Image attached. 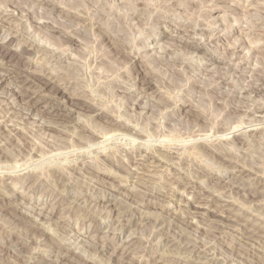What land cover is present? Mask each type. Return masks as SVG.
Masks as SVG:
<instances>
[{
    "label": "rangeland",
    "instance_id": "rangeland-1",
    "mask_svg": "<svg viewBox=\"0 0 264 264\" xmlns=\"http://www.w3.org/2000/svg\"><path fill=\"white\" fill-rule=\"evenodd\" d=\"M55 1L92 23L68 50L23 16L21 28H0V41L10 32L62 60L21 56L16 43L27 69L0 62V77L13 75L0 82V264H264V0ZM33 2L36 20L47 21L42 11L75 27L76 16ZM190 40L207 49L193 54ZM42 71L62 74L58 88L38 87ZM10 89L21 92L5 105ZM200 204L208 210L192 215Z\"/></svg>",
    "mask_w": 264,
    "mask_h": 264
},
{
    "label": "bare ground",
    "instance_id": "bare-ground-1",
    "mask_svg": "<svg viewBox=\"0 0 264 264\" xmlns=\"http://www.w3.org/2000/svg\"><path fill=\"white\" fill-rule=\"evenodd\" d=\"M8 0H6L5 1V3H3L4 4V7L1 9L0 8V28H3V27H7V29H8V27H12V28H10L11 30H14V28H13V26H12V24L14 23H12V24H10L12 21H16L17 22V24L19 25L18 27H20V25H22L23 24V18H22V16L23 17H25L26 18V20L29 22V24H30V26H32L33 27V29L35 30V29H39V30H45L44 32L47 34V35H53V34H55V35H53V36H58L59 37V39H60V42H59V45L58 46H56L55 45V47H53V49L55 48V49H60V50H68V47L67 48H65V46H64V43H65V39H69L70 40V38H74L75 37V34H78V32H80V31H82V33L84 32L83 30L86 28V30H87V27H88V24H90L91 22H88L89 20H84V18H83V20H81V18L82 17H84L83 15H80V13L78 14L77 12H75V11H73V10H67V8H64L60 3H58V2H56L55 0H34V1H40L41 3L42 2H50V4H52V5H54V8L53 9H50L51 11L52 10H59L60 12H58V13H60L61 15H63V16H66L67 18H71L73 15L74 16H76V19H74V18H72L71 20L69 19L68 21H72V22H75L76 23V25L74 24V26L75 27H73V25H72V28L68 31H66V29L65 30H63L61 27H59L58 25H56L55 24V22H53L51 19L52 18H50V17H48V14L47 13H42V11H40V17H42V18H45V19H47V21H41L40 19L39 20H36L33 16H32V13H31V11L30 10H32V9H30L29 10V8H26V6H25V4H29L30 5V3L31 2H33V0L32 1H29V3L27 2V1H21V0H19V1H17V0H10V1H8ZM23 2L24 3V5H22L21 4V2ZM121 1V0H120ZM140 1V0H139ZM1 2H3V1H1ZM0 2V3H1ZM20 2V3H19ZM122 2H124V1H122ZM33 3H35V4H39V3H36V2H33ZM2 3H1V5H3ZM0 5V6H1ZM31 7V6H30ZM32 8V7H31ZM50 10H46V12L47 11H50ZM44 12V11H43ZM109 12H111V11H109ZM49 13V12H48ZM112 13V12H111ZM133 13V12H132ZM47 14V15H46ZM134 14V13H133ZM132 14V15H133ZM136 14V13H135ZM134 14V15H135ZM73 16V17H74ZM81 17V18H80ZM66 18V19H67ZM25 20V21H26ZM87 21V22H86ZM70 23V22H69ZM91 25H92V23H91ZM90 25V27L92 28V26ZM95 24H93V26H94ZM207 25H209V24H207ZM29 26V25H28ZM96 26V25H95ZM17 27V26H16ZM22 27V26H21ZM20 27V28H21ZM31 27V28H32ZM89 27V28H90ZM208 27V26H207ZM94 28V27H93ZM102 28V27H101ZM199 28V27H198ZM213 28V27H212ZM6 29V30H7ZM16 29V28H15ZM23 29V28H22ZM5 30V31H6ZM85 30V31H86ZM165 30V29H164ZM8 31H10V30H8ZM18 31H20V29L18 30ZM2 32V31H1ZM7 32V31H6ZM16 32H17V30H16ZM15 32V33H16ZM10 33V32H9ZM9 33L7 32V34L4 36V37H2L1 38V40L2 41H0V58H1V61L0 62H3V63H12V64H16V62L18 63V64H20V66L23 68V69H25L26 68V62L25 61H22V60H18L17 58H16V60H15V53L13 54V49H12V46L14 45V44H18L19 43V41H20V39H21V37L20 36H18V37H20V38H18V37H10V38H7V35H9ZM44 33V34H45ZM5 34V33H4ZM10 34H12V33H10ZM20 34H22L21 32H20ZM24 34V33H23ZM45 34V35H46ZM105 34L106 33H104L103 34V36L102 37H104L105 36ZM164 34V33H163ZM13 35V34H12ZM15 35V34H14ZM19 35V34H18ZM25 35V34H24ZM192 35H194V34H192ZM56 36V37H57ZM155 36H157L156 34H155ZM27 37V36H26ZM194 37V36H193ZM23 38H25V36H23ZM27 38H29V37H27ZM203 38V37H202ZM26 39V38H25ZM107 39V38H106ZM58 40V39H57ZM193 40V39H192ZM23 41V40H22ZM21 41V42H22ZM154 41V40H153ZM109 42V45H108V50L107 51H110V52H112L113 54H118V55H122V54H124V53H122L123 51H117V49H115V47H114V42L113 41H111V40H109L108 41ZM190 42H194V44L193 43H189V44H187L186 46L187 47H189V49L192 51V53L194 54V52H199L200 53V51H202V50H204V48H206V47H204L205 45L202 43V42H199V41H191L190 40ZM36 43V42H35ZM34 43V41L33 42H31V41H29V40H24L22 43H20V45H19V47H20V50H21V52H19V53H21V56H22V54L23 53H27L28 55L29 54H38V55H40L41 57H42V55L43 54H46V53H48V54H50L49 55V59H50V61H57V62H59L60 63V61H62L61 60V58L59 59L58 57H60L59 55H57V54H55L53 51H50L51 49H49V51H47L45 48H43L42 46H40V45H37V44H35ZM187 43V42H186ZM51 45H53L54 46V44H51ZM45 47V46H44ZM107 47V46H106ZM154 48V47H153ZM161 49H162V47H161ZM163 49H166V47L165 48H163ZM163 49H162V52H163ZM168 49V48H167ZM207 49V48H206ZM160 50V49H159ZM158 50V51H159ZM16 51V50H15ZM14 51V52H15ZM55 51V50H54ZM66 52V51H65ZM166 52V51H165ZM164 52V53H165ZM57 53V52H56ZM60 53V52H59ZM26 54V55H27ZM108 54V53H107ZM134 54V53H133ZM27 55V56H28ZM47 55V54H46ZM62 55V54H61ZM135 55H139V52H135ZM132 56V55H131ZM63 57V56H62ZM133 57V56H132ZM45 58V57H44ZM93 58V57H92ZM104 58H105V56H104ZM135 58V57H134ZM137 59L139 58V57H136ZM21 59V58H20ZM28 59V58H27ZM40 60V59H39ZM43 60V59H42ZM48 60V59H47ZM101 60V59H100ZM49 61V60H48ZM64 61V60H63ZM98 61H99V59H98ZM97 61V62H98ZM132 61V60H131ZM38 62H40V61H38ZM47 62V61H46ZM45 62V63H46ZM94 62H95V59H93V61H91V63H90V66H92L93 64H94ZM101 62V61H100ZM221 62V61H220ZM37 63V62H36ZM47 63H49V62H47ZM53 63V62H52ZM74 63V62H73ZM72 63V64H73ZM43 64V63H42ZM50 64V63H49ZM62 64V63H61ZM6 65V64H5ZM36 65H38V63L36 64ZM44 65V64H43ZM71 65V64H70ZM40 65H38V67H39ZM94 66H96V64L94 65ZM36 67V66H35ZM43 66H40V70H41V68H42ZM67 67V66H66ZM71 67V66H70ZM53 68V67H52ZM4 69H6V68H4ZM8 69V68H7ZM27 69V68H26ZM8 71V70H7ZM6 71V72H7ZM53 71V70H52ZM61 71V70H60ZM5 71H4V73L5 74H3L2 72H1V74L3 75H1L2 77H0V82L2 81V80H5V79H9V78H13V75L11 74V72H8V73H6ZM31 72H32V70H31ZM30 72V73H31ZM44 72H48L47 70L46 71H44ZM27 72H25V75H23V78H22V80H21V82L24 84H29V83H31L32 85L34 84V81L32 80V76H30V73H28V74H26ZM33 73V72H32ZM50 73H51V71H50ZM50 73H48V75H46L45 73H43V71H42V73H39V75L40 76H42V78H44L45 79V81L46 82H44L43 83V85L42 84H39L40 86H38V87H45V86H51L52 88L53 87H56V88H58L57 87V83L55 84V82H58V81H62V74L60 73H58V71L56 72V73H58V74H56V73H51V75H49ZM63 73V72H62ZM34 74H35V72H34ZM15 76H17V74L15 75ZM20 76V75H19ZM22 76V75H21ZM35 78V77H34ZM64 78V77H63ZM43 79V80H44ZM118 79V78H117ZM16 80H19V79H15L14 81H16ZM9 81V80H8ZM11 81V80H10ZM13 81V80H12ZM116 81H118V80H116ZM120 81H122V80H120ZM124 82V81H123ZM126 82V81H125ZM59 83V82H58ZM113 83H115V81L113 82ZM119 83V82H118ZM111 84V83H110ZM115 84H117V83H115ZM36 85V84H35ZM113 85V84H112ZM124 85V84H123ZM59 86V85H58ZM20 89V88H19ZM18 92H21L20 90H9L8 92H6L5 94H7V95H3L4 96V98H3V100L2 101H4V104L6 105V104H9L8 102H7V100L8 99H11L12 98V96L14 97L16 94H18ZM33 92V91H32ZM36 92V91H35ZM255 92V91H254ZM258 92V91H257ZM264 93V92H263ZM34 94V95H33ZM33 94H31V92H30V95L27 97V99H24V100H22V101H25V102H23V105H21V110L22 109H26L27 111L26 112H24V113H26V115H29V114H31V111H33L35 108H33V104H36L35 103V101H36V99L35 98H37L36 96L38 95V94H36L35 95V93L33 92ZM128 94V93H127ZM130 94V93H129ZM20 96V95H19ZM17 97V96H16ZM71 99V98H70ZM12 100H13V98H12ZM16 100V99H15ZM40 101V100H39ZM63 101V100H62ZM71 101V100H70ZM37 102V101H36ZM62 107V106H61ZM63 107H65V106H63ZM18 109V108H17ZM64 109V108H63ZM60 108H57L56 109V111H55V113H54V115L56 116V118L57 119H63L65 116H67V115H64V117L62 116L63 114L62 113H60ZM62 111V110H61ZM68 111V110H67ZM20 112V111H19ZM18 112V113H19ZM23 112V111H22ZM30 112V113H29ZM70 112V111H69ZM69 112H68V114H69ZM95 112V111H94ZM21 113V112H20ZM65 114V113H64ZM67 114V113H66ZM96 114H99V112L98 111H96ZM24 115V114H23ZM22 114H21V116H23ZM51 115H53L52 113H51ZM19 116V115H18ZM25 116V115H24ZM54 116V117H55ZM29 117V116H28ZM34 117H36V116H34ZM23 118V117H22ZM51 118H52V116H51ZM55 118V119H56ZM66 118V117H65ZM108 121V120H107ZM115 121L116 122H119V124H121V122L119 121V119H116L115 118ZM114 122V121H113ZM20 123V122H19ZM123 123V122H122ZM36 124V123H35ZM40 124V123H39ZM51 124H53V123H51ZM6 125V124H5ZM122 125V124H121ZM120 125V126H121ZM40 126H42V127H44V128H46L47 130L48 129H55V127H53V126H51V125H44V124H40ZM123 126V125H122ZM6 128V127H5ZM12 128V127H11ZM7 129V128H6ZM17 130V129H16ZM11 131V130H10ZM136 131V130H135ZM236 135H239V134H235V136ZM222 138V137H221ZM220 138V139H221ZM233 138V137H232ZM223 140V139H222ZM232 140V139H231ZM239 141V140H238ZM234 142H236V141H234ZM23 144V143H22ZM232 144H234L233 142H232ZM236 144V143H235ZM234 144V145H235ZM35 145V144H34ZM26 146V145H25ZM31 147V146H30ZM52 148V147H51ZM54 148V147H53ZM26 149H28V148H26ZM59 149V148H58ZM35 150V149H34ZM52 151V150H51ZM67 151H70V150H67ZM74 151V150H73ZM218 151V150H217ZM220 151V150H219ZM66 153V152H65ZM157 153V152H156ZM170 153V152H169ZM68 154V153H67ZM160 154V153H159ZM156 155V154H155ZM4 156H6V155H4ZM71 157V156H70ZM153 157V156H152ZM159 158V157H158ZM162 158V157H161ZM160 158V159H161ZM180 159V158H179ZM159 160V159H158ZM178 161V160H177ZM22 163V162H21ZM21 163H19L20 165H21ZM26 163V162H25ZM111 163V162H110ZM137 163V162H136ZM91 164V163H90ZM83 165V164H82ZM88 165H89V163H88ZM87 165V166H88ZM94 165V164H93ZM160 165V164H159ZM84 166V165H83ZM90 166V165H89ZM25 167V166H24ZM97 168V167H96ZM26 169V168H25ZM83 169V168H82ZM67 170H69V169H67ZM81 170V169H80ZM102 170V169H101ZM241 170V169H240ZM98 171V170H97ZM63 172V171H62ZM62 172H58L56 175H55V178H56V180H58V181H62L63 179H64V175H63V173ZM70 172V171H69ZM241 172V171H240ZM28 173V172H27ZM30 173V172H29ZM32 173V172H31ZM68 173V172H67ZM71 173H73V172H71ZM1 174V173H0ZM4 174V173H3ZM33 174H35V173H33ZM244 174V173H243ZM242 174V175H243ZM245 174H247V173H245ZM75 175V174H74ZM97 175V174H96ZM241 175V176H242ZM4 176V175H3ZM70 176V175H69ZM103 176V175H102ZM109 176V175H108ZM148 176V175H147ZM244 176V175H243ZM26 177V176H25ZM41 178V177H40ZM103 180H104V178H103ZM148 180V179H147ZM180 181V180H179ZM38 183V182H37ZM58 183V182H57ZM108 183V182H107ZM238 183V182H237ZM239 185V184H238ZM233 186V185H232ZM231 186V187H232ZM239 186H241V184L239 185ZM238 186V187H239ZM250 186V185H249ZM251 187V186H250ZM240 188V187H239ZM242 188H244V187H242ZM246 188V187H245ZM228 189H230V187L228 188ZM227 189V190H228ZM247 189V188H246ZM246 189H245V191H246ZM226 190V191H227ZM250 190V189H249ZM224 191V190H223ZM80 192V191H79ZM240 192V191H239ZM241 193H242V191H241ZM249 193V192H248ZM244 194V193H243ZM246 194V193H245ZM251 194V193H250ZM68 197V196H67ZM79 197H80V195H79ZM166 197V196H165ZM210 198V197H209ZM209 198H208V200H209ZM218 198V197H217ZM74 199V198H73ZM207 198H205V200H206ZM215 199V198H214ZM72 200V199H71ZM75 200V199H74ZM222 201V200H221ZM227 201V200H226ZM225 201V202H226ZM229 201V200H228ZM40 202V201H39ZM74 202V201H73ZM72 202V203H73ZM206 202V201H205ZM210 202H211V200H210ZM224 202V201H223ZM198 204V203H197ZM213 204V203H212ZM218 204V203H217ZM224 206H227L225 203H222ZM228 204V203H227ZM230 204V203H229ZM106 205V204H105ZM205 205H206V203H205ZM205 205H194V210L193 211H190V213L193 215V214H196V216H197V214H201V213H199L200 212V209L201 208H205V209H207L208 210V206H205ZM207 205H209L208 203H207ZM162 206H164V205H162ZM220 206V205H219ZM106 207V206H105ZM188 207H189V203L187 204V209H188ZM222 207V206H221ZM232 207V206H231ZM240 207V206H239ZM74 208V207H73ZM228 209H229V207H227ZM190 209V208H189ZM223 209V208H222ZM264 210V209H263ZM203 211V210H202ZM201 211V212H202ZM210 211H212V212H216L217 210H210ZM230 211V210H229ZM126 212V211H125ZM230 213V212H229ZM236 213V212H235ZM46 214V213H45ZM232 215V214H231ZM119 216V215H118ZM185 217H187V216H185ZM230 220V219H229ZM228 220V221H229ZM220 222V221H219ZM182 223H184L185 224V226L186 227H189L190 225H191V223L189 222V220L187 219V218H185L183 221H182ZM262 224V223H261ZM220 225V224H219ZM61 226V225H60ZM226 226V225H225ZM259 228H260V226H258ZM257 227V228H258ZM263 227V226H262ZM251 228H252V226H251ZM257 228H255V229H257ZM254 229V228H253ZM251 230V232H252V234H248L247 233V236H246V238H251L252 236H253V234L255 235V233L259 230V229H257V230ZM262 230H264V229H262ZM249 231H250V229H249ZM247 232H248V230H247ZM115 233V232H114ZM246 234V233H245ZM261 234L259 233V236H260ZM217 236V235H216ZM217 238V237H216ZM110 239V238H109ZM2 241V240H1ZM135 244V241H131L130 239L128 240V242H127V244L126 245H124V246H122L123 248V254H129V253H131V251H130V248H131V246H135L134 245ZM92 245V244H91ZM107 245L108 244H103L102 246L101 245H99V247H97V246H94V245H92L96 250H99V251H103V249L105 250V247H107ZM101 247V248H100ZM100 248V249H99ZM66 250H70L69 248H65ZM148 250H145V252H147ZM96 252V251H95ZM199 252V251H198ZM65 254V253H64ZM197 254V253H196ZM60 255H63V252H62V250H61V253H60ZM202 255V254H201ZM207 255V254H206ZM57 256V255H56ZM65 256V255H64ZM145 256V255H144ZM60 257V256H59ZM62 257V256H61ZM200 258V257H199ZM207 258V257H206ZM205 258V259H206ZM31 259V258H30ZM167 259V258H166ZM211 259V258H210ZM37 260V259H36ZM58 260H59V258H58ZM89 260V259H88ZM165 260V259H164ZM164 260H160L159 258L157 259V257H150V263L152 262L153 264H167V263H165V261ZM203 260V259H202ZM168 261V260H167ZM204 261V260H203ZM38 262V261H37ZM87 262V261H86ZM198 262H200V261H197V263ZM148 263V262H147ZM151 263V264H152ZM174 263V262H173ZM211 263V262H210ZM86 264H94V262L93 261H88ZM97 264V263H96ZM199 264V263H198ZM202 264V263H201ZM212 264V263H211Z\"/></svg>",
    "mask_w": 264,
    "mask_h": 264
}]
</instances>
